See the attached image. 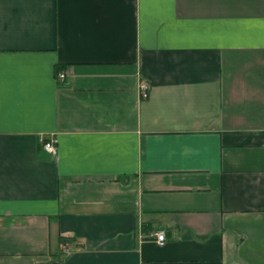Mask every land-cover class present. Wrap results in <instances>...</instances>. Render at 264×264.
Wrapping results in <instances>:
<instances>
[{
    "label": "crops",
    "instance_id": "0c3cea01",
    "mask_svg": "<svg viewBox=\"0 0 264 264\" xmlns=\"http://www.w3.org/2000/svg\"><path fill=\"white\" fill-rule=\"evenodd\" d=\"M0 264H264V0H0Z\"/></svg>",
    "mask_w": 264,
    "mask_h": 264
},
{
    "label": "built area",
    "instance_id": "2783aa9c",
    "mask_svg": "<svg viewBox=\"0 0 264 264\" xmlns=\"http://www.w3.org/2000/svg\"><path fill=\"white\" fill-rule=\"evenodd\" d=\"M65 74L62 72L59 74V78L63 80ZM141 95L145 98L148 95V85L142 84L140 86ZM56 136L54 134H50L47 140H44L43 147L46 151L51 153L52 155L56 154ZM155 241L157 244L162 245L165 242V234L163 230H158L154 233Z\"/></svg>",
    "mask_w": 264,
    "mask_h": 264
},
{
    "label": "trees",
    "instance_id": "16d2710c",
    "mask_svg": "<svg viewBox=\"0 0 264 264\" xmlns=\"http://www.w3.org/2000/svg\"><path fill=\"white\" fill-rule=\"evenodd\" d=\"M59 69H60V67L58 68L57 72H59V71H60Z\"/></svg>",
    "mask_w": 264,
    "mask_h": 264
}]
</instances>
